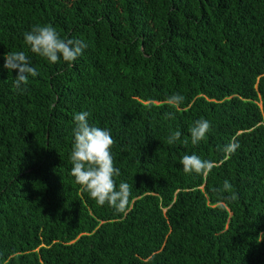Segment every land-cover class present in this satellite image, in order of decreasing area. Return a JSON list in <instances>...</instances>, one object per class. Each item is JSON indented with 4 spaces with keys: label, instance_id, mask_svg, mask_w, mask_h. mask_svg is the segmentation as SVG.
I'll return each mask as SVG.
<instances>
[{
    "label": "trees",
    "instance_id": "1",
    "mask_svg": "<svg viewBox=\"0 0 264 264\" xmlns=\"http://www.w3.org/2000/svg\"><path fill=\"white\" fill-rule=\"evenodd\" d=\"M35 24L88 47L50 64ZM19 51L38 72L22 94L3 68ZM81 111L114 141L123 213L71 175ZM191 154L212 170L185 174ZM0 264H264V0H0Z\"/></svg>",
    "mask_w": 264,
    "mask_h": 264
},
{
    "label": "clouds",
    "instance_id": "2",
    "mask_svg": "<svg viewBox=\"0 0 264 264\" xmlns=\"http://www.w3.org/2000/svg\"><path fill=\"white\" fill-rule=\"evenodd\" d=\"M24 42L31 53L46 59L50 64H56L61 60L66 63L74 62L83 55L88 45L80 39L61 38L56 29L49 25L35 24L30 31L24 34ZM3 68L12 72L16 70L14 87L17 93L22 94L26 90L30 77L38 76L35 67L28 54L24 51L5 53L3 56ZM184 100L180 94H175L167 99V104L178 107ZM90 113L81 111L73 117L74 141L70 153L72 165L71 175L83 191L87 192L97 205L107 204L115 213H123L129 203L131 187L126 182L118 186L114 177L120 175V170L113 165V157L110 149L114 141L108 130L93 126L89 123ZM168 113L166 118H171ZM211 128V123L206 119H199L190 128V140L192 145H197L206 138ZM181 136V132L175 131L167 139L168 144L175 143ZM182 143L187 144L184 140ZM239 148V143L230 142L221 151L231 155ZM185 174L207 175L213 168V162L204 160L196 154L185 155L180 161ZM232 185L225 180L222 189L216 191L231 192ZM230 200H235L233 193Z\"/></svg>",
    "mask_w": 264,
    "mask_h": 264
}]
</instances>
